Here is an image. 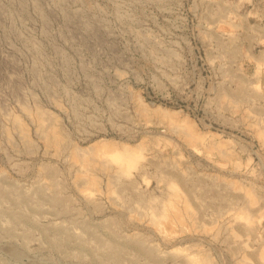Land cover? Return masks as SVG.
Returning <instances> with one entry per match:
<instances>
[{"label": "rangeland", "instance_id": "1", "mask_svg": "<svg viewBox=\"0 0 264 264\" xmlns=\"http://www.w3.org/2000/svg\"><path fill=\"white\" fill-rule=\"evenodd\" d=\"M0 264H264V0H0Z\"/></svg>", "mask_w": 264, "mask_h": 264}]
</instances>
